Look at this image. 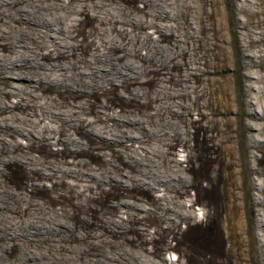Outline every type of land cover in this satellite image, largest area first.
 I'll return each instance as SVG.
<instances>
[{
	"label": "rangeland",
	"instance_id": "374dc122",
	"mask_svg": "<svg viewBox=\"0 0 264 264\" xmlns=\"http://www.w3.org/2000/svg\"><path fill=\"white\" fill-rule=\"evenodd\" d=\"M111 1L148 23L153 20L147 15L146 0ZM214 1L216 29L198 27L200 37L182 53V69L173 68L172 60L161 70H148L153 62L142 60L147 56L143 48L138 54L141 62L135 63L144 69L138 77L105 81L86 95L72 93L61 84L62 70L49 71L50 64L73 65L94 50L121 62V49L101 43L99 22L83 19L73 32L83 31L73 53H61L48 42L49 52L37 61L49 75L37 83L33 95L12 93L9 86L37 79L24 72L0 77L4 113L20 117L21 127L32 120L41 121V132L48 126L42 138L32 141L14 135L24 148L21 152L44 167L79 164L74 174L83 179L46 177L13 160L1 164L0 183L16 192L19 203L35 201L58 215L67 210L71 227L83 234L104 233L108 221L125 222V228L106 235L109 243H129L156 264H264V0ZM209 5L204 0L205 14L211 11ZM177 13L181 29L187 30L184 21L192 9L182 6ZM11 19L18 25L13 27L15 36L20 37L19 30L29 25L21 22L19 12ZM111 27L113 37H121L125 45L130 42L129 25L123 30ZM147 32L162 44L173 45L157 28ZM37 43L43 46L42 41ZM12 48L13 42L0 32V50L9 53ZM100 58L95 56L96 62ZM162 83L181 94L160 101ZM178 102L189 105L182 115L162 105ZM43 105L60 110L73 106L77 112L66 122H50L44 119ZM175 131L178 135H173ZM3 144L2 150L10 147L9 141ZM136 207L139 210H133ZM165 215L178 222L168 223ZM17 253L18 247L10 242L0 257L17 264Z\"/></svg>",
	"mask_w": 264,
	"mask_h": 264
},
{
	"label": "bare ground",
	"instance_id": "6f19581e",
	"mask_svg": "<svg viewBox=\"0 0 264 264\" xmlns=\"http://www.w3.org/2000/svg\"><path fill=\"white\" fill-rule=\"evenodd\" d=\"M17 1L0 0V15H2L0 32H2L4 40L10 39L13 42V48L10 49L9 53L0 50V77L7 79L17 72H24L27 76L38 81L33 83L31 79H28L27 84L23 86L21 83L19 85L10 84L9 91L12 93H16V90H22L26 94L33 95L38 87L37 83L49 75L47 70L42 71L43 64L41 66L37 61L38 58L49 52L50 45L48 42H53L61 53H73L72 48L78 45V40L82 38L83 31L73 32L83 19L97 20L100 24V33L103 35L101 43L122 50L121 62H117V59L110 54H101L94 50L89 57L80 56L82 60L72 63L73 65L70 64L71 66L61 63L50 64L49 71L53 69L62 70L59 75L62 76V85L72 89L74 94L79 90L83 95L91 93V88L101 87L106 82L113 83L119 79L124 81L142 74L144 69L135 63L136 60L140 61L138 54L143 48L147 49V56L142 60L145 63L153 62L148 65V70H161L172 60H175L172 64L173 68L182 69L184 67L181 59L182 53L200 37L198 27L201 30L206 29L208 32H214L216 29L217 11L214 0H209L211 11L208 14L203 12L204 0H146L148 7H150L147 15L153 19L150 23L147 22V18L140 16L139 13L125 12L122 10V4H117L111 0H73L68 3L55 0H22L20 5H15ZM5 5L12 7L7 10ZM182 6L192 9L190 17L184 21V24L189 25L187 30L181 29L182 24L178 19L179 13L177 11ZM15 12L21 14V22L26 21L29 25L19 30L20 37L15 36L13 29L14 26H18L14 25L11 19ZM112 24L119 25L122 30L126 25L131 27L127 36L130 42L127 45L123 44L121 37L112 36ZM151 28H157L161 33L168 36L167 38L173 42V45L167 46L159 40L151 38L152 35L147 32ZM11 37L14 38L11 39ZM38 41H42L43 46L39 47ZM97 55H100L101 58L96 62L95 56ZM31 59L33 62L30 61ZM85 77H90L92 80L88 82ZM77 85L79 88H76ZM158 93L161 94L159 95L160 101H163L167 95L181 94V92L169 91L163 83L159 87ZM1 99L0 97V128L2 129L0 134V166L4 162L9 163L15 160L26 167L32 166V171L39 172L46 177L62 178L68 175L77 177L74 174V168L79 167V164L63 165L58 169L44 167L37 165L35 159L28 153L23 154L21 152L24 148L20 143L14 141V135H26L32 141L34 137L42 138L41 133L47 132L48 126L41 132L38 129L41 121L32 120V123L27 124V127H21L19 125L21 123L20 117L16 119L4 113L6 103H3ZM162 105L175 115H182L184 109H189V105H183L180 102L173 105L166 103ZM60 109L43 105L44 119L50 122H66L69 114L77 112L73 106L67 110ZM189 114L190 111L187 115ZM74 121L78 120L75 119ZM166 133L164 131V134ZM177 133L175 131L173 135H178ZM154 135H158L157 132ZM45 138L47 139L48 135ZM7 141H9L10 147L2 150L3 143ZM73 142L76 143V140ZM77 179L83 180L79 177ZM27 202L19 203L16 192L0 183V252L6 250L8 243H14L18 247L17 264H156L146 254L131 248L129 243L124 245L109 243L106 235L116 233L120 228H125V222L108 221L107 225L104 224V233L96 235L87 232L83 234L75 226L71 227V222L66 218L67 213H69L67 210L63 209L62 213L58 215L35 201L28 204ZM133 210L139 209L136 207ZM171 212L174 215H179V211L175 209H172ZM128 213L130 217L136 215L133 212ZM163 219L170 224L178 222L170 215H165ZM71 237L73 241L69 240ZM38 244H42V248L38 247ZM0 264L10 263L3 256L0 257ZM172 264L177 263L173 262Z\"/></svg>",
	"mask_w": 264,
	"mask_h": 264
}]
</instances>
